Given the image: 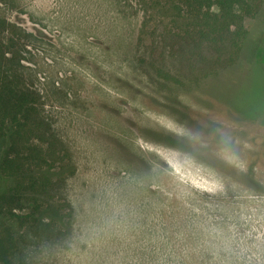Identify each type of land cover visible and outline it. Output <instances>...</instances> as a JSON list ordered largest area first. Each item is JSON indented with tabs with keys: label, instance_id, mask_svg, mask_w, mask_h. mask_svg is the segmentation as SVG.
<instances>
[{
	"label": "rangeland",
	"instance_id": "obj_1",
	"mask_svg": "<svg viewBox=\"0 0 264 264\" xmlns=\"http://www.w3.org/2000/svg\"><path fill=\"white\" fill-rule=\"evenodd\" d=\"M260 3L241 63L263 58ZM169 11L0 0V63L36 94L54 172L19 264H264V123L245 116L263 108L264 66L178 83L191 41Z\"/></svg>",
	"mask_w": 264,
	"mask_h": 264
},
{
	"label": "trees",
	"instance_id": "obj_2",
	"mask_svg": "<svg viewBox=\"0 0 264 264\" xmlns=\"http://www.w3.org/2000/svg\"><path fill=\"white\" fill-rule=\"evenodd\" d=\"M149 1L154 9L170 10L171 15L181 17L177 29L191 41L182 57L185 69L172 80L189 85L210 81L209 85L216 86L224 78L236 80L247 67L264 66V28L255 37L263 58L241 63L245 42L251 37L244 18L259 11L261 0ZM157 70L161 76L162 69ZM35 95L19 86L0 63V180L4 185L11 183L0 192V264H19L23 229L39 220L45 209L43 197L53 181L50 156L41 146L45 130L37 115ZM238 103L233 110L244 115L241 108L247 105ZM245 116L264 123V104ZM22 201L31 203L28 212L18 209Z\"/></svg>",
	"mask_w": 264,
	"mask_h": 264
}]
</instances>
